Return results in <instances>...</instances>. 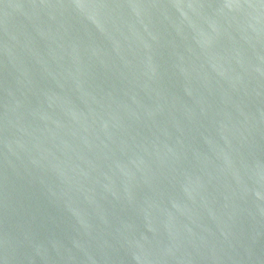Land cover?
Masks as SVG:
<instances>
[{"label": "water", "instance_id": "water-1", "mask_svg": "<svg viewBox=\"0 0 264 264\" xmlns=\"http://www.w3.org/2000/svg\"><path fill=\"white\" fill-rule=\"evenodd\" d=\"M0 264H264V0H0Z\"/></svg>", "mask_w": 264, "mask_h": 264}]
</instances>
